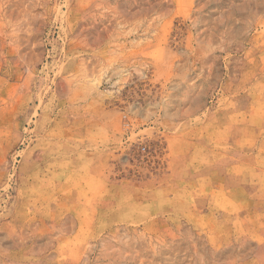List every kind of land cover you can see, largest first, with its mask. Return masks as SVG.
<instances>
[{"label":"rangeland","instance_id":"1","mask_svg":"<svg viewBox=\"0 0 264 264\" xmlns=\"http://www.w3.org/2000/svg\"><path fill=\"white\" fill-rule=\"evenodd\" d=\"M263 140L264 0H0V264H264Z\"/></svg>","mask_w":264,"mask_h":264},{"label":"crops","instance_id":"2","mask_svg":"<svg viewBox=\"0 0 264 264\" xmlns=\"http://www.w3.org/2000/svg\"><path fill=\"white\" fill-rule=\"evenodd\" d=\"M263 141H264V140H263ZM228 169H229V168H226V171H225V178L228 179V181H230V180H233V176L230 175V174L228 173Z\"/></svg>","mask_w":264,"mask_h":264}]
</instances>
